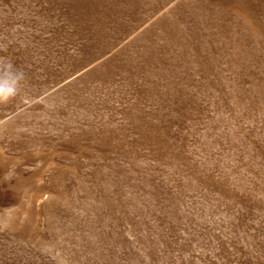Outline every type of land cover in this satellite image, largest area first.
Here are the masks:
<instances>
[{
  "label": "rangeland",
  "instance_id": "1",
  "mask_svg": "<svg viewBox=\"0 0 264 264\" xmlns=\"http://www.w3.org/2000/svg\"><path fill=\"white\" fill-rule=\"evenodd\" d=\"M0 264H264V0H0Z\"/></svg>",
  "mask_w": 264,
  "mask_h": 264
}]
</instances>
